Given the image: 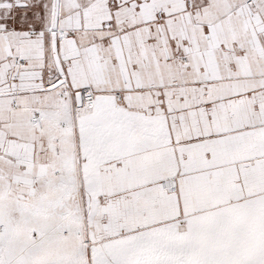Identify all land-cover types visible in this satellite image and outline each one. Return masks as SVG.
Segmentation results:
<instances>
[{"label":"snow or ice","instance_id":"6c2138e0","mask_svg":"<svg viewBox=\"0 0 264 264\" xmlns=\"http://www.w3.org/2000/svg\"><path fill=\"white\" fill-rule=\"evenodd\" d=\"M0 264H264V0H0Z\"/></svg>","mask_w":264,"mask_h":264}]
</instances>
